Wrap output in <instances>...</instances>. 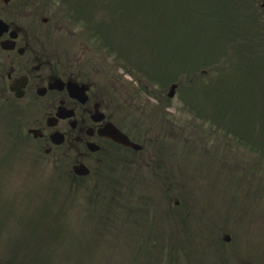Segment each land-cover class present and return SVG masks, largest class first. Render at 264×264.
<instances>
[{
	"label": "rangeland",
	"instance_id": "rangeland-1",
	"mask_svg": "<svg viewBox=\"0 0 264 264\" xmlns=\"http://www.w3.org/2000/svg\"><path fill=\"white\" fill-rule=\"evenodd\" d=\"M107 1L98 0L94 6L103 10ZM225 1L217 0L221 6H214L216 12L211 17L200 11L190 18L193 6L200 9L199 6L206 7L202 3H211L213 7L214 0H162L159 8L171 9L162 12L175 23L170 27L179 26L171 36V29L168 35L164 25L150 19L147 12L150 2L135 0L136 7L142 4L129 15L136 23L132 25L128 19L117 22L116 17L115 25L107 27L110 31L117 29L110 34V45L115 46L120 40L130 42L125 48L133 54L135 39L139 40L144 48L137 46L141 52H136L138 58L146 64L153 57L152 63L160 68L169 64L166 72L172 71L171 64L177 62L178 69L173 68L167 76L169 80L177 72L191 71L216 59L190 53L183 60V56L189 53L186 40L190 45L204 41L206 53L221 48L222 36L217 28L198 26L214 24L217 12H223L222 28H226L230 20L240 17L234 8L247 2ZM27 3L29 10L42 6L44 15L54 19V23L43 25L41 31L49 40L55 36L58 49L79 58L98 60L109 73L102 74L103 77H110L111 73L121 78L117 79L121 85L119 92L128 99V84H136L137 74L142 75V70L137 71L128 63L135 73L127 75L122 68L126 60L118 58L111 47L101 48L90 37L85 23L68 17L70 8L61 0H12L9 4L0 0V12L25 24L19 9ZM247 7L246 3L242 9ZM108 14L109 11L105 13L107 17ZM114 16L128 18V6L114 11ZM119 30L124 31V36H116ZM179 31L185 38L179 40ZM241 52L236 54L228 72H214L194 84L187 80L182 93L179 89L171 100L180 111L179 142L165 150L174 155L180 145V154L175 180L178 186L168 190L153 183L142 186L129 182L130 187L123 178L115 188L108 185L95 188L94 179L71 176L70 159H56L41 151L36 154L34 150L40 144L35 145L26 137L27 127L21 140L14 130L15 120L5 118L6 107L12 112L14 106L23 110V104L0 100V264H264V64L254 63L251 67L244 64V70L238 71L243 63ZM132 62L140 65L137 60ZM208 87L213 90L205 92ZM141 95L143 98L137 99L139 105H143L148 93L142 91ZM214 106L220 108L217 116L212 115ZM224 114L235 127L243 128L256 120L250 133L259 137L256 143L259 147L246 146L233 132L219 129L212 116ZM247 136L253 138L249 133ZM170 183L175 185L174 181ZM220 184L229 187L223 191ZM228 190L229 196L231 191L235 196L245 193L244 210L245 214L250 212L249 218L238 215V195L228 197ZM249 190L258 195V204L249 198ZM113 196L121 197L122 204H111ZM106 207L113 208V213ZM256 209L260 217L252 212ZM142 217L146 219L141 221ZM98 228L110 229L103 232ZM227 235L230 241H226Z\"/></svg>",
	"mask_w": 264,
	"mask_h": 264
},
{
	"label": "flooded vegetation",
	"instance_id": "flooded-vegetation-1",
	"mask_svg": "<svg viewBox=\"0 0 264 264\" xmlns=\"http://www.w3.org/2000/svg\"><path fill=\"white\" fill-rule=\"evenodd\" d=\"M19 13L26 23L9 16L0 36V96L23 103L25 124L38 137L30 135L47 154L73 157V166L86 167L88 176L114 184L121 177L117 166L128 167V147L110 133L118 128L128 135L127 101L91 74L87 60L49 45L38 15Z\"/></svg>",
	"mask_w": 264,
	"mask_h": 264
},
{
	"label": "trees",
	"instance_id": "trees-1",
	"mask_svg": "<svg viewBox=\"0 0 264 264\" xmlns=\"http://www.w3.org/2000/svg\"><path fill=\"white\" fill-rule=\"evenodd\" d=\"M122 2H116V1H114V3H115V6L117 7V8H123V7H126V6H128L129 4H130V0H121ZM132 1V3H134L135 2V0H131Z\"/></svg>",
	"mask_w": 264,
	"mask_h": 264
}]
</instances>
